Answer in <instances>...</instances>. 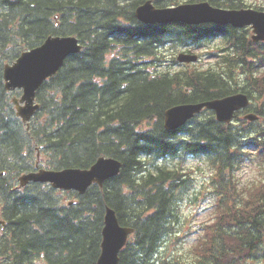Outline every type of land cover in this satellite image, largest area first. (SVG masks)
I'll return each instance as SVG.
<instances>
[{
	"label": "trees",
	"instance_id": "obj_1",
	"mask_svg": "<svg viewBox=\"0 0 264 264\" xmlns=\"http://www.w3.org/2000/svg\"><path fill=\"white\" fill-rule=\"evenodd\" d=\"M143 1L0 0V264H96L105 206L134 228L118 264H264V173L247 183L234 175L250 149L264 162V123L225 125L205 110L175 130L163 125L168 107L219 97L231 88L225 76L234 79L235 66L253 71L263 62L229 57L200 69L167 59L166 47L199 46L212 33L242 43L224 26L143 23L134 15ZM49 34H74L82 49L42 83L40 108L27 128L4 87L3 65ZM252 80L263 92L264 79ZM36 146L48 168L88 167L101 155L122 166L102 187L71 191L74 202L61 203L47 183L17 185V176L33 168ZM188 155L206 158L215 197L203 245L201 239L190 248L191 256L168 241L184 237L176 225L190 188L182 167Z\"/></svg>",
	"mask_w": 264,
	"mask_h": 264
},
{
	"label": "water",
	"instance_id": "obj_2",
	"mask_svg": "<svg viewBox=\"0 0 264 264\" xmlns=\"http://www.w3.org/2000/svg\"><path fill=\"white\" fill-rule=\"evenodd\" d=\"M135 14L141 21L149 23L183 21L192 24L199 22L229 23L233 26L252 24L254 32L252 39L255 41L264 39V12L252 9L219 8L208 2L182 3L166 8H155L150 0H146L136 7ZM80 49L81 45L73 35H49L40 45L22 51L13 62L4 64L5 88L22 90L20 97H12L16 115L22 121H28L39 108L35 97L41 83L58 70L67 55L78 52ZM176 58L181 62H190L195 61L197 56L181 52ZM246 103V96L238 93L202 102L174 105L164 112V126L167 129H174L185 123L203 107L213 109L218 120L229 121L233 111ZM246 117L255 118L253 114ZM35 166H38V162ZM120 167L121 162L118 159L111 156H100L88 168L65 167L57 170L38 168L21 174L18 180L22 186L29 181L49 182L53 187L73 188L82 193L92 182L101 186L105 179L117 174ZM132 232V227L120 225L115 210L107 206L101 231V250L96 264H118V253Z\"/></svg>",
	"mask_w": 264,
	"mask_h": 264
},
{
	"label": "rangeland",
	"instance_id": "obj_3",
	"mask_svg": "<svg viewBox=\"0 0 264 264\" xmlns=\"http://www.w3.org/2000/svg\"><path fill=\"white\" fill-rule=\"evenodd\" d=\"M219 45V41L213 40L208 44V46H204L201 50H199L201 52L199 61L193 64L192 67L205 68L208 64H210L212 62L210 57L214 58L212 53L217 52V46ZM176 53V48L168 47L165 49L164 55L167 59H170L174 57ZM165 64L167 66V62H165ZM164 68L166 67H163V69ZM17 94H19V92H17ZM250 151V158H247L236 170V173L239 174L244 181L255 176L258 178L262 177V174H259V166L257 163L258 155L255 150L250 149ZM179 161L180 160L169 161L168 164H178ZM182 166L187 169L191 168L189 175L192 177L190 181L189 193L184 194L183 199L178 203L177 214L179 216V224L177 228L180 231L177 234L184 237L177 240L174 235L173 238H169L168 241H171L176 249L183 251V253L189 252L188 255L191 256L193 254L190 253L191 247H200L199 244L201 239L203 245V239H205L206 236L202 233L201 229H204L205 224L213 218V211L215 207L212 204L213 198L209 193H200V190H203L204 187L208 185L210 171L207 168V160L202 157L187 156V159L183 161ZM59 195L61 196L62 203L69 199V195L64 191H59ZM167 248V245H165L163 251Z\"/></svg>",
	"mask_w": 264,
	"mask_h": 264
},
{
	"label": "flooded vegetation",
	"instance_id": "obj_4",
	"mask_svg": "<svg viewBox=\"0 0 264 264\" xmlns=\"http://www.w3.org/2000/svg\"><path fill=\"white\" fill-rule=\"evenodd\" d=\"M207 1L212 5H215L218 0H201ZM222 2H229L231 0H220ZM241 5L239 8L243 9H255L259 12H264V0H240ZM220 4V3H219ZM230 8V7H227ZM236 8V7H233ZM228 30H231L232 34L239 37V41L242 43L241 46L233 44V43H226L225 52L228 55H234V59L241 61L242 63H258L264 62V39H259L257 41H253L251 39L252 28L251 26L246 27H236L232 25H225ZM225 29V28H224ZM243 35H246L243 39ZM221 36H223L221 34ZM250 38L248 40V38ZM226 55V56H228ZM242 64L237 66L236 71L234 74L238 75L235 80H232L231 88H226L224 95L237 93V92H244L248 95L249 101L248 105L241 107L238 111H236L231 119L229 125L234 124H257L259 122L264 123V92L259 93L258 87L254 85L253 78L255 77H262L264 79V64L259 66V69L262 71V76H260L261 71H249L241 69ZM225 74L227 72L225 71ZM256 113L259 115L258 120H246L244 116L247 113ZM261 124V123H259Z\"/></svg>",
	"mask_w": 264,
	"mask_h": 264
}]
</instances>
